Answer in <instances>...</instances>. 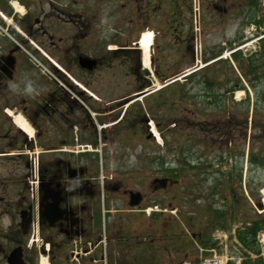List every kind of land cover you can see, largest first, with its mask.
<instances>
[{
	"label": "rangeland",
	"instance_id": "374dc122",
	"mask_svg": "<svg viewBox=\"0 0 264 264\" xmlns=\"http://www.w3.org/2000/svg\"><path fill=\"white\" fill-rule=\"evenodd\" d=\"M193 1L172 0L169 14V10L164 11L160 6L151 8V13L137 9L136 12L140 13L136 14L132 4L126 6L124 2L122 5L117 2L119 7L114 14V10L109 12L107 9L112 7L111 3H101L99 13L95 11L93 0L91 3L89 0L88 5L80 4L86 11V19L76 17L82 20L81 26L85 21L83 28L91 29L84 50L102 59L90 75L84 76L98 97L96 100L91 98L89 103L83 102L87 108L96 104L109 109L119 104L116 101L123 95L127 94L129 99L137 94L134 91L137 87L134 75L143 79L140 75L142 60L137 59V52L133 49L116 55L113 49L118 47L117 40L125 42L147 28L156 31L151 48V59H154L149 67L151 70L156 67L161 79L199 63L204 65L214 56L221 58L220 61L214 60L215 63L210 61L208 67H202L186 79H180L161 91L158 89L140 101H132L128 107H125L124 100L121 108L117 109L119 114L116 110V115L110 119H98V116L104 118V115L91 109L93 123L107 126L99 130L93 126L91 133L98 135L100 131L101 135L105 130L107 136L112 137L97 146L101 152L99 159L84 156L82 160L99 172V179L120 174L132 178L126 183V177L127 187L150 184V187L159 188L161 184L151 183V180L164 173L163 161H159L162 157H166L176 171V174L170 173L176 181L170 180L169 183L172 195L169 215L159 216L154 223L145 216L135 217L137 224L141 222L149 229H138L134 224L137 234L140 237L152 234L153 240L148 245L151 249L147 254L144 250L133 248L134 264H181L184 260L199 264L201 258L211 251L193 236L202 234L203 240L216 242L212 249L220 253L224 250L226 233L229 232L226 227L232 231L246 216L254 215L248 208L258 206L256 200L264 211V189L261 187L264 186V163L261 165L258 162L264 158V41L260 38L264 33V0H197L199 22L195 32L191 26L188 29ZM137 16L140 17L138 22L135 21ZM168 18L170 27L166 22ZM80 46L83 47V43ZM233 49L237 51L232 54ZM27 51L38 57L31 49L27 48ZM26 58L29 61L28 55ZM28 68L27 79L33 80L43 92L48 86L52 89L55 85L54 81L41 75L32 63H28ZM259 68L262 70L256 71ZM75 70L77 75L80 74ZM240 90L243 93L238 96ZM149 118L161 139H155L146 129L144 119L147 121ZM113 122L114 126L111 125ZM41 123L44 132L50 131L47 122ZM74 131L79 134L81 129L78 127V131ZM74 148L81 150L89 147L78 145ZM90 149L92 153L93 146ZM217 154L233 158V166L226 160L221 165L208 164L209 159L216 160ZM190 160L192 164L188 163ZM238 177H241V189ZM258 187L261 189L257 190ZM159 200L161 198L153 195V203ZM231 204L236 208L233 215H229L228 205ZM221 209L226 211L224 218L215 214V210ZM257 209L260 211V208ZM129 219L134 223L133 216ZM222 225L226 227H220ZM160 226L164 231L159 229ZM263 235L264 231H261L258 238L262 255ZM153 246L159 247L152 249ZM124 249L121 248L116 255L113 254L117 250H110L106 264H112L117 259L119 264H130L124 261L121 253L125 252ZM130 255L128 252L126 256Z\"/></svg>",
	"mask_w": 264,
	"mask_h": 264
},
{
	"label": "flooded vegetation",
	"instance_id": "af4514ba",
	"mask_svg": "<svg viewBox=\"0 0 264 264\" xmlns=\"http://www.w3.org/2000/svg\"><path fill=\"white\" fill-rule=\"evenodd\" d=\"M80 4L88 5L89 0H0V264H106L111 247H122L121 233L134 235L129 217L144 216L153 195L161 198L156 204L170 206L167 177L151 180L161 184L159 188L127 187L132 178L120 174L99 179V172L82 160L100 157L101 152L74 148L111 139L105 130L101 135L91 133L95 124L90 111L103 114L100 120L110 119L128 100L124 96L109 109L96 104L87 108L84 103L91 96L71 81L77 76L85 82L91 71L78 64L79 56H90L84 51L85 21L81 26L82 20L76 18L86 19ZM131 4L136 14L137 9L151 13L157 6L169 14L172 0ZM166 22L170 27L169 18ZM27 48L40 56L62 87L55 83L44 93L35 86L36 92L27 93ZM90 57L96 66L100 58ZM12 116L36 125L34 135L27 136ZM43 121L50 131L44 132ZM78 127L79 134L74 131ZM36 148L38 169L32 176L28 151ZM132 192L139 194L134 210L128 207Z\"/></svg>",
	"mask_w": 264,
	"mask_h": 264
},
{
	"label": "trees",
	"instance_id": "16d2710c",
	"mask_svg": "<svg viewBox=\"0 0 264 264\" xmlns=\"http://www.w3.org/2000/svg\"><path fill=\"white\" fill-rule=\"evenodd\" d=\"M258 162L262 165L264 163V158L259 159ZM237 182L239 183L238 187L240 188L241 185L240 177L237 178ZM250 190L252 191V189ZM232 197L234 199L235 197L234 193ZM252 198H254V195L252 196ZM256 205L259 206L257 200H256ZM228 206L230 207L231 210L230 213H235L236 208H234L232 204ZM248 209L250 212H254V215L246 216L241 221V224L235 226L234 235L232 237L235 238V240L239 243V245L234 243V246L230 248L232 259H229L226 262V264H262L263 262L262 256L260 254L261 249L257 235L260 231L264 230V212L257 213L252 206H250V208ZM225 213H226L225 210H220L216 212V215L223 218ZM220 227H226V225H222ZM203 236L204 235H201V237L196 238L203 243L202 244L203 246L214 245V243H209L208 240L206 241L203 240ZM237 256L240 257L238 263H236Z\"/></svg>",
	"mask_w": 264,
	"mask_h": 264
},
{
	"label": "bare ground",
	"instance_id": "6f19581e",
	"mask_svg": "<svg viewBox=\"0 0 264 264\" xmlns=\"http://www.w3.org/2000/svg\"><path fill=\"white\" fill-rule=\"evenodd\" d=\"M153 33H154V31L152 29H150V28H147V29L143 30L141 38H140V42H139V47L141 48L143 56H144L143 57V64L145 66H147V62L149 61V59L147 58L148 49H149L148 45L151 43V41L153 39ZM242 93H243V90H240V91L237 92V95L239 96V94H242ZM14 122L24 132H26L29 135L32 134V132H33L32 127L21 116H15L14 117ZM262 203L264 205V194H263V197H262ZM263 239H264V235H263Z\"/></svg>",
	"mask_w": 264,
	"mask_h": 264
},
{
	"label": "water",
	"instance_id": "95a60500",
	"mask_svg": "<svg viewBox=\"0 0 264 264\" xmlns=\"http://www.w3.org/2000/svg\"><path fill=\"white\" fill-rule=\"evenodd\" d=\"M93 62H94V61H92V60H88V61L86 60V61H85V59H80V64L83 65V66H87V67H88V66H91V65L93 64ZM145 72H146V71H145ZM170 80H171V79H170ZM168 81H169V80H168ZM159 84L161 85V84H163V82H160ZM135 203H136V195L133 196V200H132L131 204H135Z\"/></svg>",
	"mask_w": 264,
	"mask_h": 264
},
{
	"label": "clouds",
	"instance_id": "9594fccd",
	"mask_svg": "<svg viewBox=\"0 0 264 264\" xmlns=\"http://www.w3.org/2000/svg\"><path fill=\"white\" fill-rule=\"evenodd\" d=\"M13 87H15V81H13V84H12ZM27 93H29L30 95L33 94L34 92H36V90L29 86L27 89H26ZM37 94V93H36Z\"/></svg>",
	"mask_w": 264,
	"mask_h": 264
}]
</instances>
